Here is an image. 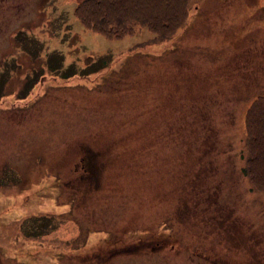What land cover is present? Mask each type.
<instances>
[{
	"label": "rangeland",
	"instance_id": "rangeland-1",
	"mask_svg": "<svg viewBox=\"0 0 264 264\" xmlns=\"http://www.w3.org/2000/svg\"><path fill=\"white\" fill-rule=\"evenodd\" d=\"M81 1L0 0V264H264V192L240 170L264 0H187L161 41L101 36ZM176 105L181 136L162 138Z\"/></svg>",
	"mask_w": 264,
	"mask_h": 264
},
{
	"label": "trees",
	"instance_id": "trees-1",
	"mask_svg": "<svg viewBox=\"0 0 264 264\" xmlns=\"http://www.w3.org/2000/svg\"><path fill=\"white\" fill-rule=\"evenodd\" d=\"M105 3L109 4L106 0H82V5L89 4L92 7L88 12L89 15L82 16L79 10L83 7L81 4L74 7V15L82 23L84 22L88 25L90 27L89 29L107 38H119L130 34L136 26H142L153 32L155 35L154 39L157 41L169 37L173 31L182 24L181 21L184 18L186 7H188L187 0H125V3L117 5V14H112V17H109L107 15L104 16V13H101L103 12L102 6H104ZM99 12V15H102L98 20H95L93 17ZM89 62L80 68H85ZM79 72L86 73L87 70L85 68L79 70ZM33 82L34 81H26L20 88L19 93L16 94V97H24L30 84L32 85ZM171 107L173 109V104ZM182 108L181 105H176L174 112L177 113L180 109L182 110ZM183 118H186V115L178 114L175 117L173 116L172 119L163 118L161 121V130H163H160L161 137H173V139H178L177 136L181 135L174 134L173 131L176 125L178 126L177 122L182 121ZM189 118L194 121L197 133L204 136L201 133V130L205 129L203 126V120L194 118L191 115ZM243 130L244 138L242 146L244 155L240 168L241 173L247 177L253 189L264 192V171L257 170L260 160L262 158L264 159V95L254 97L244 109ZM180 131L184 132L183 128H180ZM211 137V135H207V138ZM181 143L182 142H179V145ZM183 143H185V137ZM187 151L189 153V149ZM187 151L185 153H187ZM91 153V159L80 158L79 168L80 170L88 171V174L86 173L87 179H90L91 176L95 177L96 174H98L99 169L94 165L96 162V164L102 166L99 159V152L91 151ZM187 158L188 156L184 157V159ZM194 178L197 179L200 178V176H195ZM39 216L50 219V221L46 223L47 226H49V229H52L57 225L56 223L51 222L52 215ZM37 221H40V217L34 219V228L37 226ZM42 233L44 232H39V234ZM35 235L36 233L33 232L32 236Z\"/></svg>",
	"mask_w": 264,
	"mask_h": 264
}]
</instances>
